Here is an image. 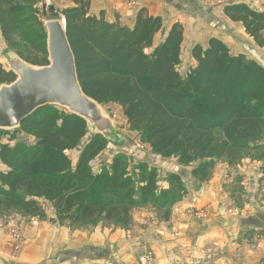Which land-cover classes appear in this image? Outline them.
<instances>
[{"label":"trees","instance_id":"trees-1","mask_svg":"<svg viewBox=\"0 0 264 264\" xmlns=\"http://www.w3.org/2000/svg\"><path fill=\"white\" fill-rule=\"evenodd\" d=\"M13 1L0 0L6 49L31 65H46V34L34 3L16 6ZM66 1L72 7L60 16L83 92L101 105L116 104L152 154L176 159L180 166L196 164L191 179L203 183L210 180L216 159L232 165L242 153L264 150L254 145L264 140V67L230 55L222 41L211 38L206 47L191 48L194 66L181 81V24L165 30L160 17L141 9L133 26L126 27L108 23L102 13L90 15L91 0ZM223 13L264 49V6L258 12L232 5ZM14 78L0 64V85ZM54 108L38 109L13 131L33 137L32 148L0 143V163L5 167L0 170V219L17 215L44 221L41 203L46 202L59 225L129 228L135 207L152 202L157 218L168 221L170 208L182 199L178 194H184L180 173L169 175V188L159 190L156 174L150 171L135 190L122 172L124 156L115 155L110 171L101 170L92 181L91 164L110 145L99 135L90 137L78 117L66 113L56 124ZM5 133L9 132L0 131ZM73 150L79 155L71 168L66 153Z\"/></svg>","mask_w":264,"mask_h":264},{"label":"rangeland","instance_id":"rangeland-1","mask_svg":"<svg viewBox=\"0 0 264 264\" xmlns=\"http://www.w3.org/2000/svg\"><path fill=\"white\" fill-rule=\"evenodd\" d=\"M224 1H227L226 6H207L197 1L203 9H209L208 11H203L204 15L207 12L212 17V21L208 25L213 29V38L222 41L227 46L230 55H242L246 61H253L264 67V49L259 48L245 34L240 24L231 22L224 15L227 19L225 20L220 13L227 6L240 4L260 12L263 10L264 0ZM68 2L65 0H14L13 4L16 6H28L34 3V9L37 11L36 19L42 24L47 19L60 18V12L64 8L72 7V3ZM48 5L54 6L59 11V15L49 13L47 11ZM64 5L66 7H63ZM189 36L193 40L194 35ZM189 36H186V43L181 48V63L177 68L181 81H184L189 70L194 66L190 52L187 55L185 53L187 43L190 41ZM196 36L203 37L202 33ZM160 38L161 35H158L157 40H160ZM5 48L6 44L0 32V53ZM43 58L47 59L46 56H43ZM0 64L4 70L9 71L1 57ZM103 107L113 117L116 126L127 136L129 142L124 149L108 148L94 160L90 168L92 181L100 174L101 170L110 171L111 161L115 155H123L125 159L122 170L123 175L131 179L135 190H138L141 186V178L150 171H154L156 174L159 190H167L169 188V175L180 173L184 194L179 193L178 195L182 199L170 208L168 221L157 218L156 205L152 202L146 205H137L133 210V221L129 228L107 226L103 223H98L94 227L82 228L59 225L51 205L42 202L46 215L44 221H47L46 223H52L51 225L55 227L61 226L62 229L70 232L76 231L77 235L80 233L99 234L98 231H100L101 234L97 236L95 241L101 243L105 239L108 244L112 243L113 247L112 249L107 247L105 251L102 250L97 253V256H99L97 260L101 264H138V257L149 252H152L155 259H159L161 263L165 262V258L169 259V254H171L168 261L170 264H264V150L242 153L232 165H229L224 160L216 159L210 180L199 183L193 181L190 176V172L196 164L180 166L177 164L176 159L162 160L158 158L151 153L148 146L140 143L139 134L129 129L126 124V118L116 104L109 103L103 105ZM51 113L55 117L56 124H60L66 115L65 111L58 108L52 109ZM87 138L88 136H85L82 139V143ZM0 143L11 146L21 144L24 147L32 148L35 144V139L17 131L0 134ZM254 145L264 147V140L259 139L258 143ZM66 155L70 160V167L74 168L79 155L78 151L73 150L67 152ZM1 165L0 163V168ZM4 169L5 167L2 166L0 170ZM135 197L137 198V196ZM180 207L181 209H177ZM173 211L175 212L174 214ZM172 214L191 215L196 218H202L205 215H215L212 217L216 218L219 215L218 231L216 230L214 236L210 238L216 241L209 242L208 239L202 238L203 244L201 248L203 251L195 253L190 252V250L183 251L181 245L174 246L173 249L168 248L169 240L164 241L162 239L163 234L159 233V239L156 241L157 244H155L156 247L154 248V244H152L154 241L149 231L153 230L151 224L155 226L153 223H156L157 226L155 227L161 233L168 231V233L177 235L179 229L176 225H178V222L180 224V220L178 221L177 217ZM40 227L42 226L38 218L26 219L17 215L1 218L0 230L5 232L4 235L7 238V244L13 257L5 261L0 259V264H13L16 262L14 260L17 258L16 256H18L20 264L22 262L24 264H34L36 259H31L27 254L30 251L23 252L21 255V249L26 241L24 237L26 230H37ZM105 236L107 237L105 238ZM77 237L74 238L76 243L79 242ZM214 243L218 244L220 248L212 251L211 245H214ZM32 251H34V248L31 249ZM86 254L82 253L81 258H85ZM26 256L30 259H27ZM63 258L67 259L68 257L61 254L57 259L61 260ZM11 259H13V262L10 261ZM221 260L224 262L219 263Z\"/></svg>","mask_w":264,"mask_h":264},{"label":"crops","instance_id":"crops-1","mask_svg":"<svg viewBox=\"0 0 264 264\" xmlns=\"http://www.w3.org/2000/svg\"><path fill=\"white\" fill-rule=\"evenodd\" d=\"M63 7L66 6L64 5ZM141 9L147 10L148 14L153 17H160L165 30H168L172 24H181L184 31L182 47L186 43V36L194 35L193 40L191 36H189L191 42L189 41V43H187V49L185 50L186 55L189 54L190 49L193 46L200 45L206 47L208 40L213 38V29L208 25V23H211L212 17L207 12L206 15H204V11H208L209 9H203L201 4L197 3L196 0H136L134 4H131L130 0H91L89 14L98 17L99 14L102 13L105 21L108 23H119L126 27H132L136 14ZM220 13L225 18L223 11ZM225 20L227 19L225 18ZM200 33H202L203 37L196 36ZM0 169H2V165ZM177 209H181V207ZM174 213L175 212L173 211V214ZM173 216H176L178 221L180 220V224L178 222V225H176L179 229L177 235L168 233V231L165 230H163L165 232L161 233V231L155 227L157 226L156 223L152 222L155 226L151 224L153 230L149 231L151 233V238L154 241V243H152L154 244V248L156 247L155 244H157L156 241L159 239L160 234H163L162 239L164 241L169 240L170 244L168 245V248L173 249L174 246L181 245L183 251L190 250V252L195 253L203 251L201 248L203 244L202 238L208 239L209 242L216 241L215 239L210 238L214 236L216 230L218 231L217 223L219 222V215H217L216 218H213L215 215H205V218H196L191 215ZM46 222L47 221H40L42 227L37 230H26L24 235L26 241L21 249V255L23 252L30 251L27 254L31 259H36L34 264H101V262L97 260L99 258L97 253L102 250L105 251L107 247H110L111 249L113 248L111 245L112 243L108 244L105 239H103V242L101 243L95 241L97 236L101 234L100 231H98L99 234L82 233V235L80 233L77 235L78 233L76 231L70 232L69 230L62 229L61 226L55 227L51 225L52 223L50 224ZM4 233L5 232L0 230V259L3 261L13 257L10 253L7 238ZM76 236H78V243L74 240ZM106 237L107 236H105V238ZM188 247L189 249H187ZM211 247L212 251L220 248L216 243L211 245ZM33 248L34 251L31 252V249ZM148 250L150 251V249ZM82 253H87L85 258H81ZM61 254L67 255L68 258H63L61 260L57 259ZM170 256L171 254H169V259ZM16 257L17 258L14 259L16 262L13 264H20L18 256ZM26 258L28 259L29 257L26 256ZM169 259L165 258L164 263H161L159 259H156V264H170L168 262ZM10 261L13 262V259ZM223 262L224 261L221 260L219 263ZM22 264L24 263L22 262Z\"/></svg>","mask_w":264,"mask_h":264},{"label":"water","instance_id":"water-1","mask_svg":"<svg viewBox=\"0 0 264 264\" xmlns=\"http://www.w3.org/2000/svg\"><path fill=\"white\" fill-rule=\"evenodd\" d=\"M49 13L59 15L52 5ZM46 34L47 64L31 65L14 51L3 49L0 57L15 76L10 84L0 85V131L13 132L38 109L50 106L82 119L87 134L99 135L111 149L127 147V136L116 126L103 105L87 96L78 81L75 58L62 17L43 22Z\"/></svg>","mask_w":264,"mask_h":264},{"label":"built area","instance_id":"built-area-1","mask_svg":"<svg viewBox=\"0 0 264 264\" xmlns=\"http://www.w3.org/2000/svg\"><path fill=\"white\" fill-rule=\"evenodd\" d=\"M200 3H203L207 6H226V2L224 0H197ZM136 0H130L131 4H134ZM138 264H156V259L152 252L144 253L143 255L138 257Z\"/></svg>","mask_w":264,"mask_h":264}]
</instances>
